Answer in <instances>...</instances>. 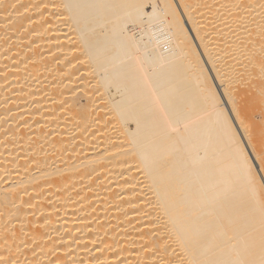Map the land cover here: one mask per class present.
<instances>
[{
  "label": "bare ground",
  "instance_id": "obj_1",
  "mask_svg": "<svg viewBox=\"0 0 264 264\" xmlns=\"http://www.w3.org/2000/svg\"><path fill=\"white\" fill-rule=\"evenodd\" d=\"M235 2L0 0V255L197 264L259 243L264 173L253 191L202 91L219 56L217 95L235 88L259 134L261 9Z\"/></svg>",
  "mask_w": 264,
  "mask_h": 264
},
{
  "label": "snow or ice",
  "instance_id": "obj_2",
  "mask_svg": "<svg viewBox=\"0 0 264 264\" xmlns=\"http://www.w3.org/2000/svg\"><path fill=\"white\" fill-rule=\"evenodd\" d=\"M184 8H190L191 5L184 4ZM207 6V5H206ZM237 11L244 9L245 11H251L254 7H259L261 9V20L259 22V35H260V55L258 59L260 77L262 80L260 87L261 97L264 98V0H236L233 5ZM68 8L79 7V5L68 4ZM180 7V6H177ZM176 13L174 16V23L178 28L182 30L183 22L179 19H175ZM237 19H243L237 15ZM255 22V21H253ZM243 31L247 32L250 36L252 30L245 27L243 24L239 26ZM208 37V34H205V39ZM241 46H243V41H241ZM207 47V45H205ZM233 55L234 53H229ZM216 59H220L219 56L213 58L209 54V61L205 62V68L207 63H212L213 68L219 74L217 76L212 75V69H207V75L203 77L202 91L203 93L210 98L219 112V116L223 124L228 128V131L231 133L234 152L235 155L242 161L243 167L246 171L247 176L250 180V185L252 186L253 191L256 189L255 180L256 176L260 173H264V120L261 121V126L259 129V134L255 130L250 117L246 114L245 110L242 109L240 104L236 99V89L233 87H227L224 89V94L218 96L219 89L216 86L217 78L221 81V86L224 85L225 80L228 79L227 74L223 72V69L218 67L215 63ZM249 64H252L255 60V57H249ZM205 69H201V73ZM243 74L236 73L232 79L229 81L230 84L239 82L242 80ZM229 104H231V112H227ZM235 115L236 120L232 121L231 117ZM238 123L240 128L233 129V124ZM240 132L245 133L246 135H239ZM247 140V143H245ZM251 148L253 151H248ZM255 157V158H253ZM262 183L259 185L261 192H264V176H260ZM261 206V235L259 243L257 244L253 240L243 239L241 241L239 249H236V258L227 259V260H216V261H207V262H197V264H264V199L260 201ZM0 264H17L14 260H8L5 256L0 255ZM161 264H171V262L161 261Z\"/></svg>",
  "mask_w": 264,
  "mask_h": 264
}]
</instances>
